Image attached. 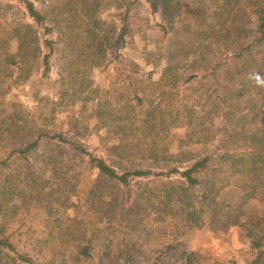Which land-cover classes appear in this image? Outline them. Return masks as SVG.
<instances>
[{"label": "trees", "instance_id": "trees-1", "mask_svg": "<svg viewBox=\"0 0 264 264\" xmlns=\"http://www.w3.org/2000/svg\"><path fill=\"white\" fill-rule=\"evenodd\" d=\"M18 1L30 23L24 22L13 31L18 53L4 51L2 61L7 65L18 57V64L22 66L29 56L44 47L47 52L41 64L42 75L46 77L56 44L63 41L59 37L52 40L47 36L62 27L64 19L59 21V17L68 11L73 12L72 21L78 23L83 16L84 2H61L56 11L51 5L42 4L37 9L30 0ZM241 1L240 24L218 33L217 39L225 44L224 51H215L212 57L213 62L216 56H224L223 61H231L234 66L232 71L224 73L225 84L221 86L224 92L213 100V113L209 111L212 119L230 122L227 127L224 123V139L230 141L227 142L230 145H216L203 155L184 151L169 154L166 147L155 145L162 134L163 137L168 134L169 127L189 126V144L209 140L206 125L197 121L200 117L195 102L190 105L182 103V100L186 101L185 94L180 98V87L191 86L190 82L199 74L200 77L213 74L219 85L216 79L218 64L212 69L204 67L203 51L192 57H188L192 51H182L186 57L178 55V51L170 53L157 82L131 79L128 101L129 113L133 117L120 116L116 121L118 130L111 128L110 116L102 119L107 129L118 137L117 143L110 148L111 155L106 158L87 154L82 146H77V137L71 141L61 133L49 134L50 122L46 118L44 123L37 125L22 115L19 105L11 104L10 113L2 116V96L11 87L0 85V264H36L35 256L38 252L42 254L49 244L58 248L54 258L61 254L65 256L61 250H66L70 244L75 248L68 260L61 259L59 264H142L130 257L134 243L119 240L116 248L112 236L117 230H130L131 223L146 219L157 224L154 229H160L158 233L165 239L164 242L161 239L162 243L153 250L158 255L150 264H199L193 254L178 249L180 239L195 229L209 227L225 231L232 226L247 232L249 248L253 252L250 264H264V87L249 79L255 73L264 77V10L255 11L254 17L247 13L249 8L257 6V2L264 1ZM162 2L168 17L173 19L179 0ZM94 5L90 10L96 9V1ZM196 11L202 13L199 8ZM128 14L129 8L119 15L120 36L129 24ZM195 20L202 19L197 17ZM84 34L87 43L83 50L90 49V56L97 66V60L104 57V38L95 33V29H87ZM79 35L82 33L76 36ZM64 45L71 46V41ZM160 57L165 58L164 53ZM177 58L187 62L181 64ZM93 112L97 117L101 114L99 109ZM51 114L50 111L49 118ZM134 131L136 140L131 138ZM65 145L71 152L77 151L79 157L87 156L88 174L95 171L96 177L85 191H76L77 183H67V180L61 184L56 182L58 186L50 188L43 178L54 162V151L49 146L59 149ZM42 147L46 149L40 151ZM172 156L176 158L175 166L167 160ZM143 160L149 161L148 164L140 165ZM40 163L43 166H39ZM75 178L76 175L72 181ZM131 183L140 185V191L125 198L121 193ZM43 201L59 202L58 206L65 210L74 204L77 208L85 205V212L92 219L67 217L64 222L47 219L45 237L28 249L20 248L18 237L21 232L7 229V222L20 204ZM255 201L262 204L261 211L248 209L247 206ZM119 205H122L121 211L117 210ZM123 252L126 254L124 259ZM10 256L12 259L7 260Z\"/></svg>", "mask_w": 264, "mask_h": 264}, {"label": "rangeland", "instance_id": "rangeland-1", "mask_svg": "<svg viewBox=\"0 0 264 264\" xmlns=\"http://www.w3.org/2000/svg\"><path fill=\"white\" fill-rule=\"evenodd\" d=\"M30 1L36 5L37 9L45 4L51 5L52 9L57 11L61 2L70 1L74 4L77 0ZM82 1L85 6L83 16L78 23L72 21L73 12L68 11L59 17V21L64 19L62 27L47 36L52 40L59 37L63 41L57 42V49L50 60V71L44 77L41 64L42 57L47 52L44 47L40 52L37 51L29 56L22 66L18 64V57L11 59L7 65L2 61L5 58L4 51L10 54L18 53L13 31L24 22L30 23V20L26 17L23 6L18 0H0V85L3 88L7 84L11 87L10 91L2 96L4 103L2 116L10 113L11 104L19 105L22 115L33 120L37 125L44 123L43 119L46 118V121L50 122L48 123L49 134L61 133L71 141H75L77 137V146H82L87 154L106 158L111 155L110 148L117 143L118 137L116 138L117 135L115 136L107 129V124H104L102 119L110 116L113 121L111 128L114 127L115 130L116 121L120 116L133 117V114L129 113L130 102L128 101L131 79L135 77L142 78L146 82L148 80L157 82L170 53L178 51V55L186 57L182 51H192V54L188 56L192 57L203 51L205 52L204 67L212 69V66L218 64L216 79L219 80V85L215 83L213 74L203 77L199 74L195 80L190 82L191 86L186 84L180 87V98L185 94L186 101L182 100V103L190 105L193 101L195 102L198 117H200L197 121L206 125L205 128L210 133L209 140L206 143L201 141V144H189L187 142L189 126L169 127L168 134L165 137L162 134L161 140L155 145L166 147L169 154L184 151L193 154L201 152V155L205 151L210 152L216 145H230L227 144L230 141L224 139L225 122L212 119L211 108L214 106L213 100H217L218 95L224 92L221 89V86L225 84L224 73L232 71L234 66L231 65V61H223L224 56H216L213 62L212 57L215 51H224L223 45L225 44H221L217 39L218 33H224L228 27L240 24V8L243 6V1L179 0L173 19L168 17L162 0ZM94 1L97 4L96 9L90 10L95 6ZM256 5L247 11L251 17L256 16L255 11L264 10V2H257ZM128 8L129 24L124 34L120 36L122 24H120L119 15ZM198 8L202 10V13L197 14L196 9ZM86 12L88 14L85 15ZM197 17L203 21H196ZM77 25H80V28ZM87 29H95V33L104 38V57L97 60L99 63L97 66L94 65L93 58L90 56V49L83 50L87 43L84 34ZM39 33L42 35V31ZM80 33L82 35L76 36ZM69 41H71V46H65L64 44H68ZM2 47L3 50H1ZM163 53L165 58L160 57ZM179 61L181 64L187 62L183 58ZM188 97L190 99H187ZM97 109L101 113L99 117L93 112ZM50 111L52 114L49 118ZM229 124V121L226 122L225 127ZM126 132L128 133L127 129ZM135 134V131L131 134L132 140H136ZM235 145L238 144L235 143ZM45 147H42L40 151L46 149ZM49 148L54 151V162L43 175L47 186L52 188L55 187L56 182L61 184L63 180H67V183L69 181L77 183L76 191H85L91 184V180L96 177L95 171L88 174L87 156L79 157L78 152H71L67 145L59 149L51 146ZM167 160L171 165H177L175 157H168ZM148 162L140 161V165L148 164ZM39 166L43 165L40 163ZM145 167L147 169L148 166ZM75 175L77 178L72 181ZM138 191H140V185L131 183L121 195L127 198ZM58 203L48 201L38 204L31 203V205H19L18 203L19 206L15 207L17 208L14 211L15 214H11L7 222V229L20 230L21 235L18 237L20 248L28 249L34 246L38 239L45 237L49 219L62 222L67 217H77L79 220L92 219L85 212L87 209L85 205L77 208L74 204L65 210L58 206ZM247 207L249 210L257 211L263 208L262 204L256 201ZM121 208L122 205H119L117 210L121 211ZM1 221L0 218V223ZM156 225L148 219L141 223L135 221L131 223L130 230H117L113 234L114 245L117 248L116 244L119 240L134 243L135 247L130 257L142 264L143 262L150 264L158 255L153 250L163 240L158 233L160 229H154ZM116 248L114 247L115 250ZM178 249L193 254L199 264L213 262L250 264L253 259L247 232L237 226H232L225 231L209 227L192 230L180 239ZM57 250L56 245L49 244L43 249L42 254L36 251L37 255L34 258L36 264H59L61 259L68 260L75 248L70 244L69 248L61 250L65 252V256L61 254L54 258ZM125 255L123 252L122 258ZM11 259V256L7 257V260ZM82 264L92 263L82 262Z\"/></svg>", "mask_w": 264, "mask_h": 264}, {"label": "clouds", "instance_id": "clouds-1", "mask_svg": "<svg viewBox=\"0 0 264 264\" xmlns=\"http://www.w3.org/2000/svg\"><path fill=\"white\" fill-rule=\"evenodd\" d=\"M249 79L257 86L264 87V77H261L258 73L252 74Z\"/></svg>", "mask_w": 264, "mask_h": 264}]
</instances>
